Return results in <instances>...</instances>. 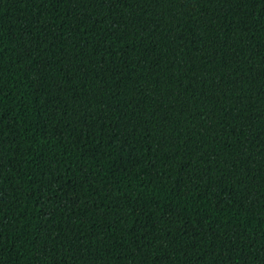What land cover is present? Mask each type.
Listing matches in <instances>:
<instances>
[{
  "label": "trees",
  "instance_id": "16d2710c",
  "mask_svg": "<svg viewBox=\"0 0 264 264\" xmlns=\"http://www.w3.org/2000/svg\"><path fill=\"white\" fill-rule=\"evenodd\" d=\"M0 264H264V0H0Z\"/></svg>",
  "mask_w": 264,
  "mask_h": 264
}]
</instances>
